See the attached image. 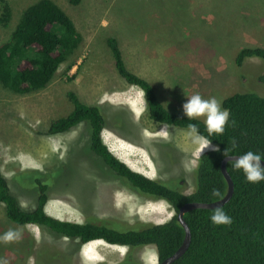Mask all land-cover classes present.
Here are the masks:
<instances>
[{
	"label": "rangeland",
	"instance_id": "obj_1",
	"mask_svg": "<svg viewBox=\"0 0 264 264\" xmlns=\"http://www.w3.org/2000/svg\"><path fill=\"white\" fill-rule=\"evenodd\" d=\"M7 1L12 18L8 27H0V44L22 11L38 0ZM52 1L72 20L82 43L42 91L16 95L0 86V169L11 194L24 210H32L37 174L30 173L39 171L50 187L45 211L53 218L82 223L91 217L128 226L168 221L173 211L165 202L136 193L90 152L87 123L62 135L45 131L70 111L68 92L84 104L100 106L106 116L125 112L128 130L120 132L111 119L102 132L110 152L147 178L180 179L183 193H192L191 173L199 157L195 146L186 131L147 119L142 92L117 76L106 38L117 39L127 68L150 82L173 113L184 114L183 104L197 93L220 101L235 93L264 97V62L248 59L240 68L234 64L241 49H264V0ZM162 128L170 131L169 139L159 132ZM167 152L171 158L164 157ZM9 229H19L21 237L0 242V264H117L127 252L102 241L77 247V241L34 225L17 226L0 204V236ZM135 254L142 264H158L152 246Z\"/></svg>",
	"mask_w": 264,
	"mask_h": 264
},
{
	"label": "trees",
	"instance_id": "obj_2",
	"mask_svg": "<svg viewBox=\"0 0 264 264\" xmlns=\"http://www.w3.org/2000/svg\"><path fill=\"white\" fill-rule=\"evenodd\" d=\"M69 2L77 5L80 0ZM11 18L10 4L7 0H0V27H8ZM81 43L82 36L59 6L52 0L36 1L22 11L9 38L0 44V86L16 95L42 91ZM105 44L117 76L142 92L150 122L180 131H187L189 123L196 124L200 133L220 151H205L198 157L191 173L193 191L185 195L180 179L175 183L171 182L170 176L166 181L147 178L130 169L104 144L102 132L107 120L113 119L120 132L126 131L129 125L124 118L125 112H116L115 115L109 112L106 116L100 106L84 104L76 94L68 92L66 98L70 111L52 120L45 134L62 135L81 123H87L90 152L124 185L149 200L165 202L173 211L172 217L161 224L137 223L133 226L92 221L91 217H85L82 223L61 221L45 211L50 187L39 177L42 174L39 171L30 173L37 174L32 181L36 198L35 207L26 211L11 194L8 180L0 169V203L7 220L17 226L34 225L55 237L77 241V247L102 241L127 248L124 258L117 264H142L135 253L147 246L154 248L157 263H161L182 244L184 230L176 220L179 209L187 203L219 201L211 196L214 188L223 196L226 194L227 185L220 170L221 161L226 158L225 150L230 156L251 150L264 158V97L254 93H235L224 98L222 107L230 112L228 125L223 135H209L205 122L189 120L185 114L168 110L153 85L127 68L115 37H107ZM248 59L264 62V49L243 48L237 53L234 64L240 68ZM232 138L237 141L235 149ZM164 157L171 158V154L167 152ZM226 170L233 182V194L222 208L232 218V224L214 225L210 219L214 209H195L186 213L183 218L190 231V244L173 264H264V181L248 182L242 170L234 169L229 162Z\"/></svg>",
	"mask_w": 264,
	"mask_h": 264
},
{
	"label": "clouds",
	"instance_id": "obj_3",
	"mask_svg": "<svg viewBox=\"0 0 264 264\" xmlns=\"http://www.w3.org/2000/svg\"><path fill=\"white\" fill-rule=\"evenodd\" d=\"M182 107L184 114L189 120H195L200 117L205 118V126L209 135L224 134L229 122L230 112L222 107V102L216 97L204 98L197 93L188 97L187 102ZM232 123L235 125V121ZM159 132L164 139L170 138L168 129L162 128ZM186 139L195 146V152L199 156L202 155L205 149L220 151L218 146L212 145V141L200 133L196 124L189 123L187 125ZM231 143L233 149L238 146L235 138H232ZM223 154L228 157V161L234 169L242 170L248 182L258 183L264 181V158L260 154L251 150L235 157L228 155L226 150ZM211 196L217 200H223L224 198L223 193L217 188L212 190ZM210 219L214 225L218 226H230L233 222L232 218L226 214L222 207H216ZM20 237L21 231L19 229H9L0 236V242L10 244L18 241ZM2 264H8V262L5 260Z\"/></svg>",
	"mask_w": 264,
	"mask_h": 264
},
{
	"label": "water",
	"instance_id": "obj_4",
	"mask_svg": "<svg viewBox=\"0 0 264 264\" xmlns=\"http://www.w3.org/2000/svg\"><path fill=\"white\" fill-rule=\"evenodd\" d=\"M235 157V156H234ZM234 159V158H233ZM228 157L224 158L221 161L220 164V170L222 173V176L226 182L227 185V190H226V194L224 195L223 200H219L216 202H212V203H187L185 205H183L179 211L177 212L176 215V220L178 221V223L181 225V227L184 230V238L182 241L181 246L178 248V250L171 255L170 257H168L167 259H165L164 261H162L161 263L158 264H173L176 260H178L188 249L189 244H190V231L189 228L183 218V216L195 209H205V210H212L215 209L216 207H222L223 205H225L227 202H229V200L232 197L233 194V182L230 178V176L227 173L226 170V165L228 163Z\"/></svg>",
	"mask_w": 264,
	"mask_h": 264
},
{
	"label": "crops",
	"instance_id": "obj_5",
	"mask_svg": "<svg viewBox=\"0 0 264 264\" xmlns=\"http://www.w3.org/2000/svg\"><path fill=\"white\" fill-rule=\"evenodd\" d=\"M207 151H209V150H207ZM1 204V203H0ZM112 246H115V245H112ZM119 247V246H118ZM121 248H125V247H121Z\"/></svg>",
	"mask_w": 264,
	"mask_h": 264
}]
</instances>
